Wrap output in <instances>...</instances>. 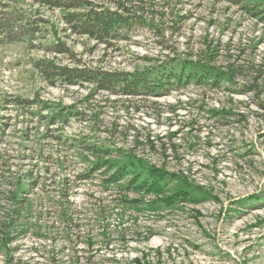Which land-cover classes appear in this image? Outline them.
<instances>
[{
	"label": "rangeland",
	"instance_id": "rangeland-1",
	"mask_svg": "<svg viewBox=\"0 0 264 264\" xmlns=\"http://www.w3.org/2000/svg\"><path fill=\"white\" fill-rule=\"evenodd\" d=\"M57 1L64 6L0 0L2 34H24L10 43L0 36V220L11 203L7 191L29 173L35 183L21 195L29 230L11 255L0 250V264H51L52 246L58 261L80 263L264 264V200L241 203L264 197V0H83L111 10L124 3L120 13L143 16L108 49L71 28L68 19L83 10ZM207 46L216 65L237 68L234 83L133 97L36 69L131 71L144 57L200 58ZM213 108L229 114L213 117ZM102 145L136 147L156 162L165 155L171 171L188 174L211 198L162 213L122 205L121 196L137 194L104 186L101 171L85 176L101 156L92 148Z\"/></svg>",
	"mask_w": 264,
	"mask_h": 264
},
{
	"label": "trees",
	"instance_id": "trees-1",
	"mask_svg": "<svg viewBox=\"0 0 264 264\" xmlns=\"http://www.w3.org/2000/svg\"><path fill=\"white\" fill-rule=\"evenodd\" d=\"M43 3L53 4L62 7L59 1L40 0ZM68 9L83 10L80 13L69 15V24L73 30H78L83 34H87L97 43L104 44L105 48L111 47L110 41H115L126 36L135 27H129L130 23H137L143 20V16H139V11H129L120 13L125 4L118 3L117 9H103L96 7L90 1L70 0ZM66 6V5H65ZM6 25L0 21V36L5 37L6 42L21 41L24 34L11 35L10 33L2 34ZM152 31L157 34H164L160 27H153ZM2 43V40H0ZM207 46L202 51L204 56L194 58L191 55L188 58L172 57L165 61H154V59L144 57V65L135 67L133 70L115 69L107 70L94 67H73L58 68L54 63H50L47 68L36 64V69L51 77L56 74L57 77L64 79L71 84H79L80 82H89L96 85V90L105 91L108 94H117L122 96H150L160 97L167 95L174 90L185 88L190 84H197L202 88L216 89L222 84H232L235 82V73L237 68L229 63L225 67L214 63V54ZM57 50H61L60 43L56 46ZM207 52H211L208 53ZM254 90V88H251ZM211 116L217 117L223 114H229L225 109L213 108L210 111ZM135 143L140 144L139 141ZM149 150L157 148L154 139H147L145 145ZM162 149L166 151V145L161 144ZM176 148V145H173ZM136 147L120 146L111 149L109 146H94L93 153L101 156L96 159V163L90 167L85 176L90 177L93 173L101 171L104 173L101 183L104 186H118V189L124 192L137 194V197L129 198L121 196L122 205H132L139 211H152L154 213H162L168 210L179 209L183 205H197L211 198L212 191L206 190L204 187L196 183L188 174L183 171H171L167 166V156L163 155L162 160L156 162L146 156L140 155L135 150ZM1 157V156H0ZM103 170V171H102ZM32 173L25 175L19 179V182L12 186L9 194L10 206L8 213L0 220L1 236L0 250L5 255H11V245L18 236L27 233L29 227L24 221V213L26 206L29 204L26 194L33 188L31 181ZM27 183L22 189L23 181ZM65 185V184H63ZM120 187V188H119ZM25 194L24 196H21ZM147 196H151L147 198ZM264 197L251 195L245 198L241 203L243 206H253L254 203L262 202ZM101 211V209H100ZM104 212V211H103ZM62 218H67V213H61ZM71 219L67 220V223ZM48 238V237H47ZM53 241V239H51ZM55 246L48 251L51 264H100L92 263L91 259L80 263V257L74 256L68 258L67 261H58L60 254H57ZM138 261V260H136Z\"/></svg>",
	"mask_w": 264,
	"mask_h": 264
}]
</instances>
